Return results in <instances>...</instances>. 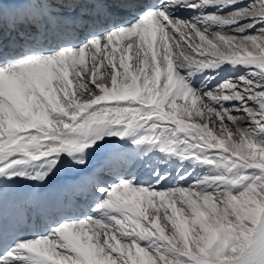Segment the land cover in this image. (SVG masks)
Listing matches in <instances>:
<instances>
[{"label":"snow or ice","instance_id":"snow-or-ice-1","mask_svg":"<svg viewBox=\"0 0 264 264\" xmlns=\"http://www.w3.org/2000/svg\"><path fill=\"white\" fill-rule=\"evenodd\" d=\"M0 264H264V0H0Z\"/></svg>","mask_w":264,"mask_h":264},{"label":"bare ground","instance_id":"bare-ground-1","mask_svg":"<svg viewBox=\"0 0 264 264\" xmlns=\"http://www.w3.org/2000/svg\"><path fill=\"white\" fill-rule=\"evenodd\" d=\"M197 40H198V38H197ZM231 130L235 131V129H234V128H232Z\"/></svg>","mask_w":264,"mask_h":264}]
</instances>
